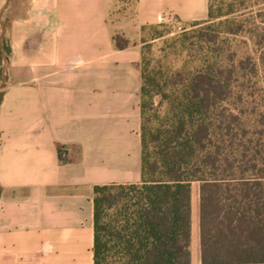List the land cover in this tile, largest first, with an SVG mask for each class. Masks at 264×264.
Returning a JSON list of instances; mask_svg holds the SVG:
<instances>
[{
  "label": "crops",
  "instance_id": "1",
  "mask_svg": "<svg viewBox=\"0 0 264 264\" xmlns=\"http://www.w3.org/2000/svg\"><path fill=\"white\" fill-rule=\"evenodd\" d=\"M7 1L0 264H95L94 187L142 181L140 47L115 49V0ZM208 15L209 0H137L135 22Z\"/></svg>",
  "mask_w": 264,
  "mask_h": 264
},
{
  "label": "trees",
  "instance_id": "2",
  "mask_svg": "<svg viewBox=\"0 0 264 264\" xmlns=\"http://www.w3.org/2000/svg\"><path fill=\"white\" fill-rule=\"evenodd\" d=\"M232 2L215 14L209 0L208 19L187 22L180 69L138 64L142 181L94 187L95 264H192L193 183L200 264H264V34L254 5ZM112 41L129 48L123 34ZM11 54L4 33L0 105ZM155 96L160 119L149 114Z\"/></svg>",
  "mask_w": 264,
  "mask_h": 264
},
{
  "label": "rangeland",
  "instance_id": "3",
  "mask_svg": "<svg viewBox=\"0 0 264 264\" xmlns=\"http://www.w3.org/2000/svg\"><path fill=\"white\" fill-rule=\"evenodd\" d=\"M26 0H19V5ZM233 0H211V5L215 14L224 13L229 10V7ZM245 1V4L254 5V17L256 16V25L259 26L262 34H264V0H236V2ZM238 3H235V8ZM19 7V8H20ZM22 9V8H21ZM241 12L237 13L240 14ZM260 14V15H259ZM136 16V0H115L111 14L109 16V25L112 34H123L129 41V47L138 45L141 50V62L143 57H146L156 71H174L180 69L186 58L185 48L188 44V40H193L191 34L187 32L188 23L180 21L176 18H169L158 25L152 26H139L135 22ZM218 20L215 21L218 24ZM2 22V20L0 21ZM186 32V33H185ZM186 34H188L186 36ZM187 37L188 40L186 39ZM242 41L238 46L235 44L232 46V51L236 53V56L241 52L243 48ZM261 51L264 53V43L261 47ZM138 63V64H139ZM262 80L264 83V71L262 72ZM161 98L155 96L153 99V105L151 106L150 115L156 116L159 114V119L163 117L165 110V104L160 106ZM159 113H158V112ZM158 119V120H159ZM199 198L198 184L192 185V207L193 202H197ZM198 218L195 216L192 219V264H200L199 261V245H198Z\"/></svg>",
  "mask_w": 264,
  "mask_h": 264
},
{
  "label": "water",
  "instance_id": "4",
  "mask_svg": "<svg viewBox=\"0 0 264 264\" xmlns=\"http://www.w3.org/2000/svg\"><path fill=\"white\" fill-rule=\"evenodd\" d=\"M9 2H10V0L7 1L6 5H5V9L8 7ZM1 28H2V34L0 36V44H1L2 37H3L4 33H5V27H4L3 24L1 25Z\"/></svg>",
  "mask_w": 264,
  "mask_h": 264
}]
</instances>
